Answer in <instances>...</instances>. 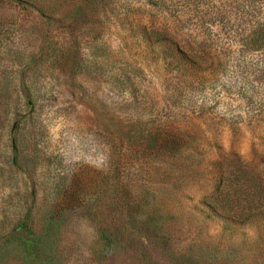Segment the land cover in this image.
Returning a JSON list of instances; mask_svg holds the SVG:
<instances>
[{"label": "rangeland", "instance_id": "rangeland-1", "mask_svg": "<svg viewBox=\"0 0 264 264\" xmlns=\"http://www.w3.org/2000/svg\"><path fill=\"white\" fill-rule=\"evenodd\" d=\"M255 173L264 0H0V264H264Z\"/></svg>", "mask_w": 264, "mask_h": 264}, {"label": "trees", "instance_id": "trees-1", "mask_svg": "<svg viewBox=\"0 0 264 264\" xmlns=\"http://www.w3.org/2000/svg\"><path fill=\"white\" fill-rule=\"evenodd\" d=\"M179 55L180 59L187 58L185 51H180ZM229 182L228 189L217 191L219 197L215 205L206 204L209 214L237 225L264 220V187L257 173L236 184Z\"/></svg>", "mask_w": 264, "mask_h": 264}]
</instances>
